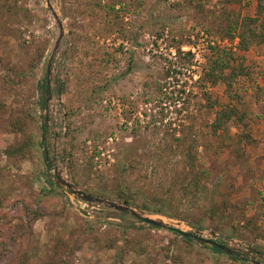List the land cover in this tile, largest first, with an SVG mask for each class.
I'll list each match as a JSON object with an SVG mask.
<instances>
[{
  "label": "rangeland",
  "instance_id": "obj_1",
  "mask_svg": "<svg viewBox=\"0 0 264 264\" xmlns=\"http://www.w3.org/2000/svg\"><path fill=\"white\" fill-rule=\"evenodd\" d=\"M52 2L66 37L48 77L46 0H0V264H43L57 239L67 264H264V0ZM247 18L245 51L233 25ZM215 61L231 86L209 80ZM223 108L235 116L214 135ZM55 166L235 253L65 193Z\"/></svg>",
  "mask_w": 264,
  "mask_h": 264
},
{
  "label": "water",
  "instance_id": "obj_2",
  "mask_svg": "<svg viewBox=\"0 0 264 264\" xmlns=\"http://www.w3.org/2000/svg\"><path fill=\"white\" fill-rule=\"evenodd\" d=\"M47 2V8L50 12V15L53 17L56 28H57V38L55 39L54 42V46H53V50L51 52L50 55V61L48 64V69H47V74L48 77L51 75V71H52V66H53V61H54V57L55 55L58 53L61 43L63 42V40L66 37L65 34V21L64 19L61 17L60 13L55 9L52 0H46ZM59 139V135H56V140L58 142ZM57 146H55V152H56V162L57 164H59L61 161L58 160V153H57ZM55 170V178H54V182L57 186L62 187L63 191L66 193L67 191L70 192L72 195L76 196L78 199L88 203V204H92L98 207H105L111 210H115L117 212H121V213H126L129 214L133 217H135L136 219H138L141 222H144L150 226H153L155 228H159V229H163L167 232L173 233L175 235L178 236H182L183 238H192L194 240H196L199 244L202 245H209L211 247L217 248L223 252H226L229 255H234L235 251L232 250L231 248H229V246L227 244H222L219 243L216 239L214 238H207L204 236V232L199 231V230H192V231H183L180 228H178V226H176L177 224H173V223H166L163 220L160 219H155L153 218L152 215L147 214L141 210H138L137 208H134L132 206L123 204V203H119V202H115V201H111L108 200L106 198H101V197H97V196H92L89 195L88 193L78 189L66 176H65V168L64 166L61 168L58 166L54 167ZM212 236H218L216 233L211 232L210 233ZM221 240H223L224 242H232V240L228 237H224V236H218ZM249 252H255L256 254H259V252L255 251L253 248H249ZM263 258H264V254Z\"/></svg>",
  "mask_w": 264,
  "mask_h": 264
},
{
  "label": "trees",
  "instance_id": "obj_3",
  "mask_svg": "<svg viewBox=\"0 0 264 264\" xmlns=\"http://www.w3.org/2000/svg\"><path fill=\"white\" fill-rule=\"evenodd\" d=\"M256 18H247L244 21H241V25L239 22L234 23V29L238 31V37H239V47L242 50H248L249 43L257 37L256 32H254V29L252 25L256 22ZM190 55V54H189ZM215 64L211 66L209 69V72L206 73L209 80L212 81V83H217L218 81H224L227 85L231 86L232 82H230V78L227 77L225 74V69L228 68V64H222L221 61H215ZM216 66H220L219 69L216 68ZM213 67V68H212ZM215 105L214 103L211 104V108H213ZM235 116V108H223L222 110L218 111L216 114V118L214 119L211 127L214 135L218 134L219 131L224 130L227 124L234 118ZM69 133V132H68ZM68 133L66 136H68ZM53 184V183H52ZM196 186H199V184H196ZM119 200L123 203L131 206H136L137 208L148 211L155 214H162L165 216H175L173 213L170 212L167 208H165L164 205L161 206H150L148 202H143L142 204L138 205L137 202L134 200V198L130 195L127 196V194L123 191L119 194ZM213 214L210 213V218L213 217ZM197 226L199 229H202V225L197 223ZM187 242H192V238H185L184 239ZM53 248L49 249L48 252H50L51 258L47 262L43 264H67L66 259L64 258L63 254L66 253L68 250H65V247L67 246V243H65L63 240H54L53 242ZM204 247L211 249L214 253H223V251L211 247L209 245H204ZM68 248V246H67ZM112 248L110 245L107 249ZM127 248H124L125 250ZM126 251V250H125ZM28 252L25 251L24 255L27 256ZM27 260V259H25ZM29 260V259H28ZM26 264V262H25Z\"/></svg>",
  "mask_w": 264,
  "mask_h": 264
},
{
  "label": "flooded vegetation",
  "instance_id": "obj_4",
  "mask_svg": "<svg viewBox=\"0 0 264 264\" xmlns=\"http://www.w3.org/2000/svg\"><path fill=\"white\" fill-rule=\"evenodd\" d=\"M47 155H48V153H47ZM259 255H261V253H259Z\"/></svg>",
  "mask_w": 264,
  "mask_h": 264
}]
</instances>
